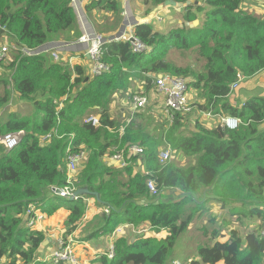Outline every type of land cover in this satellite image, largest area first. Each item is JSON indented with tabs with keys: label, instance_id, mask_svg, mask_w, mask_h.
Wrapping results in <instances>:
<instances>
[{
	"label": "trees",
	"instance_id": "1",
	"mask_svg": "<svg viewBox=\"0 0 264 264\" xmlns=\"http://www.w3.org/2000/svg\"><path fill=\"white\" fill-rule=\"evenodd\" d=\"M166 1L144 0L143 5L156 8ZM170 1L180 10L173 13L178 24L167 33L157 32L149 24H136L132 33L148 49L141 54L134 53L128 42L103 43L100 61L110 72L100 77L86 80L82 66L69 68L44 56L23 57L19 53L9 65L13 93L30 102L34 113L5 116L10 93L0 94V137L22 132L16 148L5 152L0 147V262L46 264L35 261L47 235L22 224L30 205H37L45 216L64 209L68 236L84 224L86 200L90 199L103 212L95 216L101 223L85 239L109 236L123 224L148 223L151 230L165 233L160 238L140 236L133 242L119 238L114 243V258L100 256L94 264H169L179 237L207 204L236 220H258V231L240 235L231 228L227 238L217 232L205 234L212 244L197 246L196 260L184 264H262L264 94L247 98L241 106H234L229 95L238 76L243 78L239 88L264 72V16L241 10L243 0ZM84 11L96 31L107 37L118 32L112 31L122 23L120 0H91ZM101 13L110 15L111 28L100 27L97 19H92ZM200 15L202 22L193 26ZM76 24L71 0H0V27L29 51L44 46L50 35L73 30ZM170 51L193 52L202 61L201 71L169 61ZM161 74L188 79V88L197 90L202 101L197 105L200 112L211 110L216 116L236 118L240 120L238 128H207L195 120L189 130L188 118L180 115L171 125L167 121L159 124L154 109L130 116L122 126L112 119L114 94H127L131 81H136L147 95L155 88L153 76ZM93 112L99 119L96 128L84 119ZM69 142L74 149L88 153L76 187L97 194V198L85 194L69 200L51 193L52 188L66 185ZM133 145L141 148L142 154L127 158ZM163 147L193 162L186 167L173 162L163 165L158 159ZM113 148L125 152L127 167L102 162ZM136 162L141 172L132 171L130 165ZM149 181L154 183V193L148 190ZM164 191L179 192L181 198L159 202ZM92 223L90 220L85 226Z\"/></svg>",
	"mask_w": 264,
	"mask_h": 264
},
{
	"label": "built area",
	"instance_id": "2",
	"mask_svg": "<svg viewBox=\"0 0 264 264\" xmlns=\"http://www.w3.org/2000/svg\"><path fill=\"white\" fill-rule=\"evenodd\" d=\"M84 1L85 0H71V6L76 14L77 23L79 24L81 30L80 38L76 43H63L55 47H50L48 44L41 47L44 48L42 51H39L40 48L29 51L14 42H3V40H5L9 35L4 27H0V67L4 64L11 63L13 55L20 53V55L23 57L44 56L47 60L53 63L63 64L69 68L74 66L76 60L87 59L89 62L88 77L90 79L109 73L110 67L100 61L99 53L101 45L105 43L102 42V40L106 37L97 34L92 25H90L91 23L89 24V20L84 11ZM123 10L122 17L127 23L124 27L125 30L119 37L107 42H128L131 45L134 53L141 54L148 49L133 35L132 29L134 26L130 25L129 21H127V13L125 8ZM142 23L146 25L149 24L148 21H144ZM75 45L82 46L83 49L85 48V50L82 49V52L78 53L76 57L70 58L68 61H62L60 56L70 51V49ZM242 80L243 78L238 76L237 82L230 86V94H232V92L238 88L239 83ZM153 81L155 86L154 93L159 98V113L169 125L174 122L177 115L184 116V114H188L192 111L191 99L189 97V88L187 85L188 81L186 79L181 77H173L168 74H161L153 76ZM65 100L66 97L59 101V109L62 108L63 102ZM129 102L133 107L134 112H137L138 110L140 111L146 108L149 102V96L143 92H135L129 97ZM203 113L208 121H215L217 123L216 125L225 127L228 130H236L240 124V120L236 118L216 116L211 110ZM1 115L2 112H0V118ZM85 123H89L92 127L96 128L99 126V119L96 115H90L88 118H86ZM21 135L22 132L1 136L0 147L4 149L5 152L13 150L18 146ZM127 152L129 153L127 158H129V156L142 154L141 148H139L137 145L130 146ZM171 155V148L163 147L159 151V162L163 165L166 164L167 162L171 161ZM87 157V152L74 149L71 145V142H69V145L66 149V185L62 188H52L51 193L54 196L69 200L76 199L74 198V193L77 190L76 184L78 172L86 164ZM127 158L125 157V152L123 150L119 151L114 149L113 153L106 155L103 160L106 165L125 168L128 166ZM147 187L151 193L155 192L153 181H149L147 183ZM37 208L38 206L35 204L29 206L25 212V218L22 224L31 231L43 233L44 231L41 224L45 221V215L40 213ZM126 225L132 226L130 224ZM128 226H118L111 233V239L106 250L102 252L95 251L92 247L85 243L82 244V248L79 253L73 245L75 242L73 234L66 236V232H63L62 230L51 231L47 233V242L52 245L51 250L42 257L38 256L35 262L46 264H90L92 259H98L100 256H104L107 258V260H112L115 254L114 243L117 239V236L122 235L124 228H127ZM260 234L264 238V228L260 230ZM81 251H86L89 253V255L82 257ZM0 264L7 263L2 261ZM173 264L181 263L174 262Z\"/></svg>",
	"mask_w": 264,
	"mask_h": 264
},
{
	"label": "rangeland",
	"instance_id": "3",
	"mask_svg": "<svg viewBox=\"0 0 264 264\" xmlns=\"http://www.w3.org/2000/svg\"><path fill=\"white\" fill-rule=\"evenodd\" d=\"M128 0V7L127 9L135 19V21L138 22H144L148 21L149 25H151L155 31L160 33H167L169 29L174 26L177 22L175 19V14L173 13H179L180 10L178 8H170L165 6H159L156 8L150 7V6H144L143 1L144 0ZM244 1V0H243ZM122 11H124V4L126 3V0H120ZM262 6H264V1L262 0L261 3ZM242 7V4H241ZM240 7V8H241ZM242 9V8H241ZM92 19H97V24L102 27L103 25L108 26V28H111L112 24V18L110 15L107 14H96L93 16ZM150 19V20H149ZM89 20V18H88ZM90 25L94 28L96 31L93 23L89 20L88 21ZM202 22V15L199 16V21L195 22L200 24ZM123 24V19L121 26ZM178 24V23H177ZM120 26V27H121ZM113 29V28H112ZM119 29V27L116 30H113L112 32H116ZM97 34L107 37V34L101 33L99 31H96ZM50 38L53 37V35L49 36ZM5 43H13L14 41L7 36L5 40H3ZM18 57L16 54L13 55L12 61ZM167 59L173 63H175L178 66L181 67H189L193 69L194 71H201L202 61L198 60L196 55L193 52H177V51H170L167 55ZM83 61V60H80ZM11 63L4 64L0 67V94L3 93V91H8L10 93V99L8 105L5 107L4 115L6 116L8 113H18L21 116H31L34 113L32 104L27 101L20 100L18 96L13 93V87L11 83L10 77L12 76V71L9 67ZM86 80L90 79L88 77V74L85 76ZM188 81V79H186ZM6 83V84H5ZM240 84V83H239ZM139 86V83L136 81H131L130 89L127 94H114V96H117L119 99L118 101L114 100L112 98L111 104H110V112L111 117L116 122L122 126L123 124L127 123L130 120V115L128 112V109H131L128 99L132 93L135 92H144L143 89L137 88ZM249 84L244 83L240 89L239 93L243 96H248L250 94H246V90L248 91ZM261 90H263L264 94V86ZM236 91V90H235ZM235 91L232 92V94L229 95V99L231 101L237 100L238 96L235 95ZM198 91L193 90L189 88V97L191 99V105H192V111L188 114H184L185 117L188 118V129L192 128L193 122L195 120H199L203 124L208 122L207 118H205L204 113L206 111L200 112L198 109V104H202V101L200 100L198 96ZM149 102L145 109L137 111L135 113H132L131 116L135 115L136 113L142 114L145 112H148L150 109L155 108L159 104V98L155 96L154 92H151V95L149 94ZM127 98V99H126ZM213 113V112H212ZM97 113L88 114L87 116H84V119H86L90 115H96ZM182 116V117H184ZM155 122L161 124L166 122V120L163 118L161 119L157 109L155 112ZM209 128V126L205 125ZM170 148V147H169ZM115 149V148H113ZM112 149V150H113ZM172 150V149H171ZM175 163L176 165L180 167H186L189 164L193 162V160H190L182 155V153L175 152L172 150L171 155V161L167 163ZM139 163L136 162L135 164L131 163L130 167H132L133 172H141L142 170H138ZM106 166V165H105ZM108 167V166H107ZM111 168V167H108ZM113 169V168H112ZM81 169L79 170L78 174L80 173ZM124 176L121 177L122 180H124ZM179 192L176 191H164L160 194L159 199H157L159 202H166L170 200H179L181 197H179ZM198 200V198H197ZM86 205L89 206L91 209L89 212H87V217L85 218L84 224H82L74 233L73 237L76 241L82 240V238H86V236L92 231V228L97 225L98 223H101L100 218L95 221V216H101L103 210L98 209L94 203L93 200H86ZM205 211L203 213L196 212L195 219L191 222L188 229L179 237L177 244L175 245L172 258L169 262V264H172V262L180 259L184 260H190L194 261L196 260V248L199 245H210L212 244V240H210L209 236H205V234H212L213 232H217L218 234H223L224 237H228L229 230L235 229L240 235H244L245 233L258 228V224L255 222L256 219L253 220H243L235 218H231L227 215L225 211L220 210V208H217L214 205L207 204L205 206ZM62 210V209H61ZM60 211V210H59ZM53 222L56 223L57 221H65L63 212H57L52 216ZM215 218V219H212ZM45 220V219H44ZM90 220H93V223L91 225L85 226L86 222H89ZM24 221V219H23ZM22 221V222H23ZM259 222V221H258ZM255 223V225L253 224ZM42 223V227H43ZM119 226H128L126 224L119 225ZM228 226V227H227ZM118 227V226H117ZM115 227L114 230L117 228ZM226 227V228H225ZM113 230V231H114ZM44 235H47V233L51 231H46L43 229ZM63 232H66V229L62 230ZM112 231V232H113ZM206 231V233H205ZM111 232V233H112ZM110 233V234H111ZM109 234V235H110ZM165 235L164 232L157 233L155 230H151L150 225L148 223L142 224L140 226H128L127 228H124L123 234L120 235L119 238L125 239L126 241H134L137 237H154L157 238L163 237ZM118 238V239H119ZM106 241V239H104ZM220 240H223L221 238ZM48 241V238H46V241ZM98 243V242H97ZM48 245V244H47ZM42 257V255L40 256ZM5 263L9 264V261H4ZM20 264V263H18ZM90 264H94L93 262Z\"/></svg>",
	"mask_w": 264,
	"mask_h": 264
},
{
	"label": "crops",
	"instance_id": "4",
	"mask_svg": "<svg viewBox=\"0 0 264 264\" xmlns=\"http://www.w3.org/2000/svg\"><path fill=\"white\" fill-rule=\"evenodd\" d=\"M91 0H85L84 1V4L86 5L87 2H89ZM262 3V0H258V1H255V0H244L243 3H242V9L243 11L249 13L250 15H254V16H258V17H262L264 16V6L261 5ZM167 8V7H166ZM168 9V8H167ZM133 17V16H132ZM134 19V18H133ZM135 20V19H134ZM195 24H193L194 26ZM198 25V23L196 24V26ZM120 29V28H119ZM118 29V30H119ZM80 35H81V30H80V27H79V24L77 23L76 24V28H74L73 30L71 31H67V32H64L58 36H53L52 38L49 37V40L48 42L45 44L48 45V44H57V43H68V44H72V43H76L77 40L80 38ZM82 49L83 47L81 46H77L76 48H71L70 51H68L67 53L63 54L60 56V58L62 59V61H68L70 58H73V57H76V55L80 52H82ZM81 59H78L75 61L74 65L77 64V65H80L83 67L84 71H85V76L86 74H88V70H89V62L87 59H84L83 61H80ZM247 84H249L248 86V91L246 90V94H250L248 96H243L239 93V88L236 89L235 91V95L234 96H238L237 100L235 99V101H231L230 102L235 106H241L244 101L249 98V97H252V96H255V95H258L260 93H263V90L262 87L260 86H264V72L260 75H258L256 78L252 79V80H249L247 82H245ZM138 86V85H137ZM139 89H143L140 85L137 87ZM154 92V90H153ZM151 95V92L148 93L147 95ZM155 94V93H154ZM156 96V94H155ZM114 100L118 101L119 99L117 98V96H114L113 98ZM127 99V98H126ZM128 103L131 107V104L129 102V99H128ZM159 104L153 108L154 110L157 109V111L159 112ZM128 112H129V115L131 116L132 113H135L134 112V109L133 107H131V109H128ZM217 123L215 121L211 122L210 120L206 123H204V125H207L209 126V128H213V127H216ZM206 127V126H205ZM208 128V127H207ZM193 128H190L189 130H192ZM104 163V160L102 161ZM180 195V193H178ZM91 208L89 206H87V210H86V214H85V218L87 217V212H89ZM63 212V215L64 217H66L67 215V212L62 209L58 212ZM57 213V212H56ZM55 213V214H56ZM53 216V215H52ZM52 216H45V221L43 222V229H45L46 231H58V230H63L65 229L64 227V222L63 221H57L56 223L53 222V218ZM83 221L84 218H83ZM255 222L258 224V220H255ZM255 225V223H253ZM258 231V228L256 229H253L249 232H257ZM42 233V232H41ZM248 233V232H247ZM111 235H100V236H97L96 238L94 239H91V240H88V239H84L82 238V240H80L79 242L75 240V242L73 243L74 247L77 249V252L80 253V250H81V246L82 244H85L87 243L90 247H92L95 251L97 252H102L104 250H106L108 244H109V241L111 239L110 237ZM120 236H117V239L119 238ZM106 239V241L104 240ZM85 241V242H83ZM98 242V243H97ZM132 242V241H130ZM48 244V245H47ZM51 247L52 245L48 242H44L43 244V248L42 250L40 251L39 255L38 256H43V255H46L50 250H51ZM175 252V251H174ZM81 254H82V257H85L86 255H89V253H87L86 251H81ZM97 259H92L90 261V263H96ZM186 261H189V260H184V259H180V260H176L174 262H180L181 264H184ZM172 262V264L174 263ZM219 264H223V263H219ZM262 264H264V260L262 262Z\"/></svg>",
	"mask_w": 264,
	"mask_h": 264
},
{
	"label": "water",
	"instance_id": "5",
	"mask_svg": "<svg viewBox=\"0 0 264 264\" xmlns=\"http://www.w3.org/2000/svg\"><path fill=\"white\" fill-rule=\"evenodd\" d=\"M127 4H128V0H126V3H125V10H126V13H127V10H128V9H127V7H128ZM164 6H165V7H170V8H175V7H176V3L173 2V1L168 0V1H166V2L164 3ZM129 23H130V25H132V26H134V25H136V24L139 23V22H135V20L133 19L131 13H130V18H129ZM126 24H127V23L123 20V24H122V26L120 27L118 33H117L115 36H111V37H109V38H105V39H103L102 42L112 41L113 39L119 37V36L123 33V31L125 30L124 27L126 26ZM59 44H63V43L49 44V46H50V47H55V46H57V45H59ZM77 46H79V45H75L74 48H76ZM80 47H81V46H80ZM43 49H44V48H40L39 51H42ZM83 50H85V48H84ZM85 194L93 195V196H95V197L97 198V194H90V193L88 192V190H86V189H77L76 192L74 193V198L77 199L78 197H81L82 195H85ZM70 200H72V199H70ZM43 244H44V243H43Z\"/></svg>",
	"mask_w": 264,
	"mask_h": 264
},
{
	"label": "clouds",
	"instance_id": "6",
	"mask_svg": "<svg viewBox=\"0 0 264 264\" xmlns=\"http://www.w3.org/2000/svg\"><path fill=\"white\" fill-rule=\"evenodd\" d=\"M163 6H164V5H163ZM124 8H125V4H124ZM135 22H138V21H135ZM139 23H140V22H139ZM139 23H138V24H139ZM134 26H135V25H134ZM118 31H119V30H118ZM117 33H118V32H117ZM117 33H116V34H117ZM116 34H114L113 36H115ZM108 38H109V37H108ZM77 189H78V188H77ZM75 200H76V199H75ZM110 235H111V234H110ZM116 240H117V239H116ZM83 242H85V241H83ZM99 258H100V257H99ZM186 262H190V260H189V261H186Z\"/></svg>",
	"mask_w": 264,
	"mask_h": 264
},
{
	"label": "bare ground",
	"instance_id": "7",
	"mask_svg": "<svg viewBox=\"0 0 264 264\" xmlns=\"http://www.w3.org/2000/svg\"><path fill=\"white\" fill-rule=\"evenodd\" d=\"M128 18H130V12H129V10H127V21H129ZM44 215H45V214H44Z\"/></svg>",
	"mask_w": 264,
	"mask_h": 264
}]
</instances>
